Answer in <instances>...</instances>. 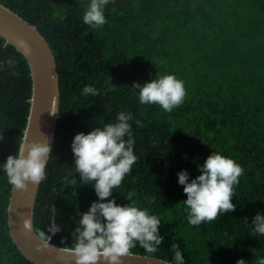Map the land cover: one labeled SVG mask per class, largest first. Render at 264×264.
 <instances>
[{
	"label": "trees",
	"instance_id": "trees-1",
	"mask_svg": "<svg viewBox=\"0 0 264 264\" xmlns=\"http://www.w3.org/2000/svg\"><path fill=\"white\" fill-rule=\"evenodd\" d=\"M35 25L55 58L59 114L54 143L33 208L34 226L46 230L51 206L60 232L51 242L70 248L79 211L97 197L89 184L67 186L73 167L70 141L131 112L137 161L112 196L135 192L134 201L160 220L164 237L156 253L139 244L131 253L171 261L179 245L185 264H257L264 257V235H253L251 219L264 213V0H111L107 23L91 28L81 17L88 0H0ZM0 35V61L15 59L13 75L0 70V161L22 141L31 96L25 56ZM174 73L186 95L171 112L140 104L133 81ZM99 90L85 97L84 85ZM136 121H139L137 125ZM233 158L244 168L231 198V212L198 226L187 222L177 172L198 174L211 152ZM73 176L79 179L77 173ZM11 185L0 171V264H34L19 250L7 224ZM247 218L249 223H245ZM63 238V239H62Z\"/></svg>",
	"mask_w": 264,
	"mask_h": 264
},
{
	"label": "clouds",
	"instance_id": "clouds-1",
	"mask_svg": "<svg viewBox=\"0 0 264 264\" xmlns=\"http://www.w3.org/2000/svg\"><path fill=\"white\" fill-rule=\"evenodd\" d=\"M110 2L88 0L81 17L83 23L91 28L106 24L104 9ZM23 43L20 41L21 45ZM17 50L20 51L19 48ZM15 63L11 57L0 61V70L7 65L15 75ZM131 87L138 92L140 104H157L165 112H171L182 104L186 95L183 80L174 73L156 74L142 83L133 81ZM81 93L85 97L96 96L99 90L86 84ZM132 119L131 112L119 111L113 122L97 125L87 132L77 131L70 141L73 167L65 178L66 184H89L97 197L86 211H79L71 231L74 243L68 251L72 253L75 264H122V258L129 255L137 244L152 254L158 251L164 239L159 230L160 218L148 208L137 205L133 199L135 192H128L124 196L127 203L123 204L117 203L112 196L113 189L121 185L138 158L134 153L135 139L129 122ZM136 123L139 125L140 122ZM50 155L48 140L24 139L18 143L15 154H8L0 161V171L9 185L23 191L29 184L38 185L46 178ZM196 168L198 174L194 177H190L186 169L177 172V183L183 186L182 191L186 194L183 206L187 222L193 226L213 221L219 214L235 209L231 198L234 186L244 173V168L233 158L213 151ZM72 172L77 173L79 179ZM57 212L58 209L52 205L51 222L46 230L35 227L30 214L23 219V228L34 233L38 241L37 249L49 248L50 234L60 232L61 224L54 219ZM244 220L249 223L247 218ZM250 224L253 235H264V213L256 212ZM171 249L173 256L166 264H185L179 245L172 243ZM235 264H248V261L238 258ZM257 264H264V257H258Z\"/></svg>",
	"mask_w": 264,
	"mask_h": 264
},
{
	"label": "water",
	"instance_id": "water-1",
	"mask_svg": "<svg viewBox=\"0 0 264 264\" xmlns=\"http://www.w3.org/2000/svg\"><path fill=\"white\" fill-rule=\"evenodd\" d=\"M0 35L25 56L31 76V96L29 112L23 130L22 141L36 139L54 143L59 114V77L55 58L42 34L36 26L0 3ZM23 41V45L20 44ZM53 111H56L53 113ZM40 184V183H39ZM38 185L26 190L11 186L7 206V224L10 235L21 253L34 264H75L67 247L51 243L47 249H37L38 241L32 232L23 228V219L29 214L33 219V208ZM159 257L130 253L122 258V264H166Z\"/></svg>",
	"mask_w": 264,
	"mask_h": 264
}]
</instances>
